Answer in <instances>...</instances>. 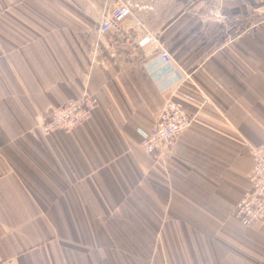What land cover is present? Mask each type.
I'll return each mask as SVG.
<instances>
[{"label":"crops","instance_id":"1","mask_svg":"<svg viewBox=\"0 0 264 264\" xmlns=\"http://www.w3.org/2000/svg\"><path fill=\"white\" fill-rule=\"evenodd\" d=\"M120 3L132 17L102 34ZM262 15L264 0H0V264H264V223L234 217L264 145ZM84 97L74 130L38 129ZM168 99L192 124L148 155Z\"/></svg>","mask_w":264,"mask_h":264},{"label":"built area","instance_id":"2","mask_svg":"<svg viewBox=\"0 0 264 264\" xmlns=\"http://www.w3.org/2000/svg\"><path fill=\"white\" fill-rule=\"evenodd\" d=\"M131 17L130 5L120 3L110 15L102 19L100 32L105 34ZM148 44H153L162 63L172 68V58L156 38L144 37L139 41L138 46L143 48ZM95 106L96 100L92 97H84L79 102L65 104L53 110L39 129L44 135H50L55 131L70 132L90 117ZM191 124L192 119L179 104L171 99L166 100L155 125L149 131L141 133L144 152L148 155L159 156ZM251 154L253 168L248 178L249 189L234 211V217L244 227L254 223H264V145L252 148Z\"/></svg>","mask_w":264,"mask_h":264},{"label":"rangeland","instance_id":"3","mask_svg":"<svg viewBox=\"0 0 264 264\" xmlns=\"http://www.w3.org/2000/svg\"><path fill=\"white\" fill-rule=\"evenodd\" d=\"M213 14V19H214V22L215 23H217L218 25H224V24H234L235 25V23H236V25L237 24H240V23H237L233 18H226L225 16H223V14L221 13V12H219V11H215V12H213L212 13ZM257 17V19H255V21L256 22H264V15H262V16H256ZM248 18H250V17H246L245 19H248ZM252 23H254L252 20H249V21H244L243 22V24L244 25H248V24H252ZM241 24H242V22H241ZM237 35V33L236 32H234V33H217L216 34V37H218V39H221V41L223 42V41H226L225 40V38H232V37H235ZM238 35H241V33H238ZM221 42V43H222ZM51 113V112H50ZM50 113L49 114H47L43 119H42V121H46L48 118H49V116H50ZM41 121V122H42ZM40 124V123H39ZM39 124H38V126H39ZM37 126V127H38ZM40 126H41V124H40ZM40 126H39V128H40ZM38 128V129H39ZM156 157V156H155Z\"/></svg>","mask_w":264,"mask_h":264}]
</instances>
